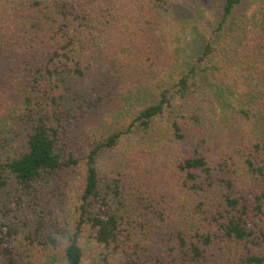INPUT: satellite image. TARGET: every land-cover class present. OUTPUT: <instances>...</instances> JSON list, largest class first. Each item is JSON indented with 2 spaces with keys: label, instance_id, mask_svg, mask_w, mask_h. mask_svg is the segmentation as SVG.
I'll use <instances>...</instances> for the list:
<instances>
[{
  "label": "trees",
  "instance_id": "1",
  "mask_svg": "<svg viewBox=\"0 0 264 264\" xmlns=\"http://www.w3.org/2000/svg\"><path fill=\"white\" fill-rule=\"evenodd\" d=\"M6 91L0 264H264V0H0Z\"/></svg>",
  "mask_w": 264,
  "mask_h": 264
},
{
  "label": "rangeland",
  "instance_id": "2",
  "mask_svg": "<svg viewBox=\"0 0 264 264\" xmlns=\"http://www.w3.org/2000/svg\"><path fill=\"white\" fill-rule=\"evenodd\" d=\"M205 15L209 19L212 14H210L209 11H206ZM187 29L189 31L190 28H187ZM13 96L14 95L9 94L8 91H6L5 93L4 92H0V108H2L4 106H7L11 102ZM43 193H44V200L45 201H43V203L41 204L40 209L44 210L45 212H43V214H42V212L39 213V214L41 216V219L45 220L47 225L51 226V228H53L54 227V223L51 221L50 218H52L55 221L58 218L56 213H53V210H57L58 209L57 205H58V198L59 197L57 198V197H54V196L53 197L50 196V189L49 188L45 189L43 191ZM24 212L26 214V217L30 218V223H31V218L33 217V209L32 208H28V209L24 208L21 217H24ZM39 219H40V217L37 215L30 225H35ZM84 264H94L93 257H92L91 253L86 254Z\"/></svg>",
  "mask_w": 264,
  "mask_h": 264
}]
</instances>
